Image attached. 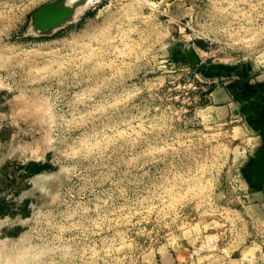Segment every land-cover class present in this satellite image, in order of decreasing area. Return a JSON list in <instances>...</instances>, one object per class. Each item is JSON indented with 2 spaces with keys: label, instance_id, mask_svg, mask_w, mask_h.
<instances>
[{
  "label": "rangeland",
  "instance_id": "obj_1",
  "mask_svg": "<svg viewBox=\"0 0 264 264\" xmlns=\"http://www.w3.org/2000/svg\"><path fill=\"white\" fill-rule=\"evenodd\" d=\"M51 1L0 0V264H264V0Z\"/></svg>",
  "mask_w": 264,
  "mask_h": 264
},
{
  "label": "water",
  "instance_id": "obj_2",
  "mask_svg": "<svg viewBox=\"0 0 264 264\" xmlns=\"http://www.w3.org/2000/svg\"><path fill=\"white\" fill-rule=\"evenodd\" d=\"M87 0H76L67 3L66 0H53L33 11L30 18L31 32L47 35L72 21L75 13L86 6Z\"/></svg>",
  "mask_w": 264,
  "mask_h": 264
},
{
  "label": "crops",
  "instance_id": "obj_3",
  "mask_svg": "<svg viewBox=\"0 0 264 264\" xmlns=\"http://www.w3.org/2000/svg\"><path fill=\"white\" fill-rule=\"evenodd\" d=\"M214 96H215V98H217V96L219 97L220 96V98H221V90H219V91H215L214 93ZM223 94H225V93H223Z\"/></svg>",
  "mask_w": 264,
  "mask_h": 264
},
{
  "label": "bare ground",
  "instance_id": "obj_4",
  "mask_svg": "<svg viewBox=\"0 0 264 264\" xmlns=\"http://www.w3.org/2000/svg\"><path fill=\"white\" fill-rule=\"evenodd\" d=\"M67 3L71 2V0H66Z\"/></svg>",
  "mask_w": 264,
  "mask_h": 264
},
{
  "label": "trees",
  "instance_id": "obj_5",
  "mask_svg": "<svg viewBox=\"0 0 264 264\" xmlns=\"http://www.w3.org/2000/svg\"><path fill=\"white\" fill-rule=\"evenodd\" d=\"M44 167V166H43Z\"/></svg>",
  "mask_w": 264,
  "mask_h": 264
}]
</instances>
